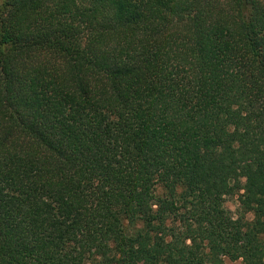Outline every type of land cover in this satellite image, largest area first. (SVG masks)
Masks as SVG:
<instances>
[{"label":"trees","instance_id":"obj_1","mask_svg":"<svg viewBox=\"0 0 264 264\" xmlns=\"http://www.w3.org/2000/svg\"><path fill=\"white\" fill-rule=\"evenodd\" d=\"M226 258L264 264V0H0V264Z\"/></svg>","mask_w":264,"mask_h":264},{"label":"rangeland","instance_id":"obj_2","mask_svg":"<svg viewBox=\"0 0 264 264\" xmlns=\"http://www.w3.org/2000/svg\"><path fill=\"white\" fill-rule=\"evenodd\" d=\"M238 205V200H237V196L234 197H227L226 201H225V206L234 214L236 211ZM223 264H242L241 260H229V259H225Z\"/></svg>","mask_w":264,"mask_h":264}]
</instances>
